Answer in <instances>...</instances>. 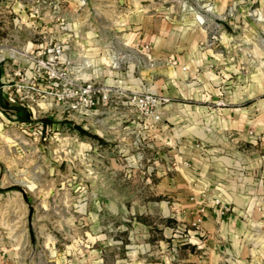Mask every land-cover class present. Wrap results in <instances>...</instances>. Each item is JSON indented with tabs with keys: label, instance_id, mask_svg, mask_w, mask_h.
<instances>
[{
	"label": "crops",
	"instance_id": "crops-1",
	"mask_svg": "<svg viewBox=\"0 0 264 264\" xmlns=\"http://www.w3.org/2000/svg\"><path fill=\"white\" fill-rule=\"evenodd\" d=\"M190 1L194 6L186 13L134 9L121 52L107 59L102 53L105 66L86 74L91 67L86 61L75 75L111 86L108 104L95 115L120 119L115 126L141 127L123 95L148 93L169 100L157 130L145 131L148 141L153 133L159 139L151 146L155 175L161 178L162 200L155 204L162 212L170 208V218L189 229L180 239L169 238L161 224L159 252L129 248L113 264H151L150 257L157 256L158 264H264V52L248 57L239 37L252 8L264 12V0ZM28 45L36 50L42 44ZM124 62L126 71H119ZM15 65L9 56L0 58V110L24 126L27 119L37 121L39 108L19 104L1 89L16 79ZM114 75L117 80L110 84ZM96 137L101 144L107 141L102 132ZM215 199L230 211L221 216ZM113 208L120 206L114 203ZM201 215L197 232L191 223ZM152 237L149 233L147 241ZM25 257L23 249L0 244V264H27ZM97 264L106 263L99 258Z\"/></svg>",
	"mask_w": 264,
	"mask_h": 264
},
{
	"label": "rangeland",
	"instance_id": "rangeland-1",
	"mask_svg": "<svg viewBox=\"0 0 264 264\" xmlns=\"http://www.w3.org/2000/svg\"><path fill=\"white\" fill-rule=\"evenodd\" d=\"M193 6L190 0H0V58L9 56L15 70L29 74L31 58L44 59L46 46H63L67 75H78L86 61L91 67L84 73L91 74L105 66L102 53L107 59L123 49L131 11L186 13ZM253 11L239 36L250 58L264 52V22ZM29 42L41 48L29 49ZM127 65L121 63L119 71ZM31 80L41 81L38 88L45 85L43 76ZM29 106L39 108L37 121L27 119L24 126L0 110V244L23 249L27 264H97L99 258L113 264L129 248L159 252L161 224L169 238L187 234L189 227L177 225L170 208L162 212L155 204L162 200L161 178L155 175L151 146L159 139L153 133L148 141L145 131L157 130L156 124L136 110L141 129L115 126L120 119L70 113L46 94ZM97 132L106 134V143L98 141ZM149 233L153 237L147 241ZM157 257H150L151 264H158Z\"/></svg>",
	"mask_w": 264,
	"mask_h": 264
},
{
	"label": "built area",
	"instance_id": "built-area-1",
	"mask_svg": "<svg viewBox=\"0 0 264 264\" xmlns=\"http://www.w3.org/2000/svg\"><path fill=\"white\" fill-rule=\"evenodd\" d=\"M258 15V20L264 22V15L259 11H253ZM262 16V17H261ZM63 46L49 45L43 52L44 59H39V55L31 58V71H25L17 68L13 71V78L17 82L7 84L1 89L9 95L10 99H14L19 104L29 106L37 100V97L46 94L52 98L54 102L63 104L67 111L79 116L89 117L94 115L98 107L108 104L112 88L105 84H96L92 80H77L67 75L63 70L64 60ZM43 76L44 86L38 88L32 82V78H40ZM14 80V79H13ZM12 80V81H13ZM125 104L133 106L139 115L151 124H157L161 120L162 107L168 103V99L162 96H154L148 93L123 95ZM251 135V133H249ZM218 206L221 216L230 211L229 207L220 200L212 201ZM201 214L205 213V209H201ZM203 222L202 215L197 217L191 223V227L199 232Z\"/></svg>",
	"mask_w": 264,
	"mask_h": 264
},
{
	"label": "trees",
	"instance_id": "trees-1",
	"mask_svg": "<svg viewBox=\"0 0 264 264\" xmlns=\"http://www.w3.org/2000/svg\"><path fill=\"white\" fill-rule=\"evenodd\" d=\"M37 125H41V126H45V124L41 123V122H36Z\"/></svg>",
	"mask_w": 264,
	"mask_h": 264
},
{
	"label": "bare ground",
	"instance_id": "bare-ground-1",
	"mask_svg": "<svg viewBox=\"0 0 264 264\" xmlns=\"http://www.w3.org/2000/svg\"><path fill=\"white\" fill-rule=\"evenodd\" d=\"M262 17V16H261Z\"/></svg>",
	"mask_w": 264,
	"mask_h": 264
}]
</instances>
